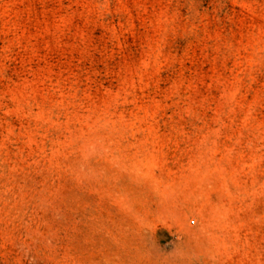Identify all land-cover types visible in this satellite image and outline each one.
<instances>
[{"label": "rangeland", "instance_id": "rangeland-1", "mask_svg": "<svg viewBox=\"0 0 264 264\" xmlns=\"http://www.w3.org/2000/svg\"><path fill=\"white\" fill-rule=\"evenodd\" d=\"M0 264H264V0H0Z\"/></svg>", "mask_w": 264, "mask_h": 264}]
</instances>
